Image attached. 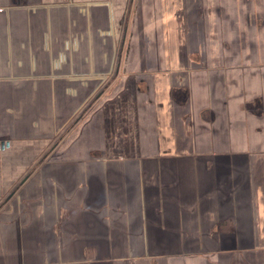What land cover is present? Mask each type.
<instances>
[{"label":"crops","instance_id":"crops-1","mask_svg":"<svg viewBox=\"0 0 264 264\" xmlns=\"http://www.w3.org/2000/svg\"><path fill=\"white\" fill-rule=\"evenodd\" d=\"M128 1L0 0V204L39 162L0 264H264V46L236 0H139L115 75Z\"/></svg>","mask_w":264,"mask_h":264},{"label":"rangeland","instance_id":"rangeland-1","mask_svg":"<svg viewBox=\"0 0 264 264\" xmlns=\"http://www.w3.org/2000/svg\"><path fill=\"white\" fill-rule=\"evenodd\" d=\"M242 6V5H241ZM151 6H150V2L149 1H146V4H143V2L139 3V0H134L133 2H131V0L128 1L126 7H125V13H124V19H123V22L120 23L119 28H120V42L122 41L121 37H123V34H124V31H125V27H127V37L126 38V41H125V45H124V48L123 50L121 51V47H120V54L118 56H122L121 57V62L123 61L124 62V58L127 57V55L125 54L124 50L130 48V50H132V48L134 49V47L137 45L136 44V38H134V36L137 34V32H139L140 28H141V24L142 22L141 21V18H143V14H145L144 12L142 11H145L146 13L149 12V10H151ZM243 8V7H242ZM246 8V7H245ZM244 9V8H243ZM154 11V10H152ZM155 13H160L161 11H159V9L157 8L156 11H154ZM242 26V29L241 30H244L245 32L244 33H247V37L246 35L244 37H238L239 34L236 32L235 36L233 39L236 38L235 42H234V45H237V47H242V45H245V43L247 42V44L250 45V48L251 49H254V48H259L261 46H264V40H260L258 37V34L260 31H257L254 27H252L251 29L249 27H247L245 25V23H242V24H236V29L239 27V26ZM140 27V28H139ZM239 32V30H238ZM238 37V38H237ZM226 40H228V38H226ZM246 44V45H247ZM251 55L249 56L251 62L253 63H256V62H259L261 63V60L259 61V57L255 55V51L252 50L251 51ZM119 60V59H118ZM67 129V126L64 127L58 134L56 135L52 141L50 142V144L48 145V148L46 149L49 150V148L51 147V145L54 144V142L60 137V135L62 134L63 131H65ZM70 138L69 136H67V138L65 140L62 141V144H66L67 142V139ZM59 145V146H61ZM59 147H57L58 149ZM62 150V148L60 147V151ZM45 151V152H46ZM54 151L51 152V155L53 154ZM45 154V153H44ZM43 154V155H44ZM42 155V156H43ZM57 154H55L56 156ZM41 156V157H42Z\"/></svg>","mask_w":264,"mask_h":264},{"label":"flooded vegetation","instance_id":"flooded-vegetation-1","mask_svg":"<svg viewBox=\"0 0 264 264\" xmlns=\"http://www.w3.org/2000/svg\"><path fill=\"white\" fill-rule=\"evenodd\" d=\"M237 1H238V3H237V7H236L237 8L236 12H237L238 16L240 15L243 18L242 20H244L245 25L247 27H249L250 29L252 27H254L257 31L264 29V19H263L264 18V9L261 7L262 3L260 2V0H236V2ZM239 2L243 3V4L249 3L248 8L243 7L244 8L243 9ZM217 11L221 12V13L225 12L224 8H221V7H218ZM226 15H228V13L225 14V16ZM241 29H242V26L240 25L237 28V30L235 31V33L237 32L239 34L238 37H240V38L244 37L245 35L247 37V33H244L245 31L241 30ZM238 30H239V32H238ZM233 38L228 41L229 45H230L229 47L234 46V42H235L236 38L235 39H233ZM246 44H247V42L245 43V45ZM245 45H242V48L240 47L239 49L245 48Z\"/></svg>","mask_w":264,"mask_h":264},{"label":"water","instance_id":"water-1","mask_svg":"<svg viewBox=\"0 0 264 264\" xmlns=\"http://www.w3.org/2000/svg\"><path fill=\"white\" fill-rule=\"evenodd\" d=\"M133 1L134 0H131V2H133ZM127 30H128L127 27H125L123 37H121V39H122L121 51L123 50L124 45H125V41H126L125 37H127ZM121 57L122 56L120 55L118 58L119 60H118V63L116 64L117 68L115 71V75H117L119 73V69H120L119 64H121ZM105 90H106V87H104L102 90H100L99 93H97V95L93 98V100L89 104H87V107L85 109H83L82 112H80V114L76 118H74V121L71 123V125L65 131L62 132L60 137L54 142L53 145H51L49 150H47L45 152V154L39 159L40 162L43 161V159H45V158L47 159L49 154L57 147V145L63 140V138L69 133V131H72L74 126L81 120V118L86 114V112L92 107V104L97 102L98 98L103 94V91H105ZM8 143L9 142L7 141L6 145ZM4 144H5V142H1V146H3ZM38 164H39V162H38ZM37 165L34 166L29 172H27V174L20 180V182L17 184V186H15V188L10 192V194L5 199L2 200L3 202L0 204V208L3 207L4 204L9 200V198H11L17 192V190L20 188V186H22V184H24L26 182V180L31 176L32 172L36 169Z\"/></svg>","mask_w":264,"mask_h":264}]
</instances>
